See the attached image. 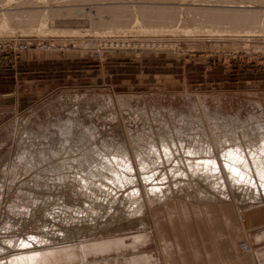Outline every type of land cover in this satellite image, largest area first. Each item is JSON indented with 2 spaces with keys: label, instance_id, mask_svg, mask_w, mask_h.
<instances>
[{
  "label": "rangeland",
  "instance_id": "obj_1",
  "mask_svg": "<svg viewBox=\"0 0 264 264\" xmlns=\"http://www.w3.org/2000/svg\"><path fill=\"white\" fill-rule=\"evenodd\" d=\"M165 138L223 178L156 159ZM263 143L264 0H0V264H264V186L223 158Z\"/></svg>",
  "mask_w": 264,
  "mask_h": 264
},
{
  "label": "bare ground",
  "instance_id": "obj_2",
  "mask_svg": "<svg viewBox=\"0 0 264 264\" xmlns=\"http://www.w3.org/2000/svg\"><path fill=\"white\" fill-rule=\"evenodd\" d=\"M240 3V2H239ZM243 3V2H242ZM244 7V4H242V5H240L239 4V6L238 7ZM240 9V8H239ZM218 10V9H217ZM227 10V9H226ZM238 10V9H237ZM243 10V9H242ZM244 11V10H243ZM192 12V11H191ZM204 12V11H203ZM230 12V11H229ZM247 12V11H246ZM262 12V11H261ZM205 13V12H204ZM208 13V12H207ZM219 13V12H218ZM225 13V12H224ZM160 14V13H159ZM211 16V15H210ZM209 16V17H210ZM259 16H260V14H259V12H252V13H245V12H243V13H241V10H240V12L239 11H234V12H232V13H227L226 15H217V16H211L210 18L212 19V20H214V22L216 21V22H218L219 24L220 23H232V24H247V23H251V21H257V19L258 20H260L259 19ZM193 17V16H192ZM123 18V17H122ZM134 18V17H133ZM166 18V17H165ZM205 18H207V17H205ZM140 19V18H139ZM162 19V18H161ZM211 19H210V22L212 23V21H211ZM168 20V19H167ZM197 20V19H196ZM209 21V20H208ZM223 21V22H222ZM136 22V21H135ZM165 22V21H164ZM185 22V21H184ZM214 22H213V24H214ZM128 23V22H127ZM138 23V22H137ZM188 23V22H187ZM194 23V22H193ZM192 23V24H193ZM199 23V22H198ZM200 24V23H199ZM202 24V23H201ZM253 24V23H252ZM215 25V24H214ZM213 25V26H214ZM217 25V24H216ZM211 26V28L213 27L212 25H210ZM225 26V25H224ZM227 27L229 26L230 27V25H226ZM208 27V26H207ZM216 27V26H215ZM218 27V26H217ZM216 27V28H217ZM221 27V26H220ZM228 27V28H229ZM232 28H235L236 26H231ZM238 27V26H237ZM219 28V27H218ZM221 28H223V26L221 27ZM225 29H226V27H224ZM223 28V29H224ZM232 28H229V31H230V29H232ZM243 28V27H242ZM155 27H154V29L152 28V29H147V31L148 30H153L154 32H156L155 31ZM214 29V28H213ZM222 29V30H223ZM140 30H142V29H140ZM157 30V29H156ZM164 30V33L165 32H167L168 30H166V29H163ZM188 30V29H187ZM209 30L211 31L212 29H210L209 28ZM222 30H221V32H222ZM160 31V30H159ZM159 31H157V32H159ZM161 31H162V29H161ZM71 32V34H74L75 33V31H70ZM69 32V33H70ZM79 33L80 31L78 30V31H76V33ZM145 32V31H144ZM184 32V31H183ZM189 32V31H188ZM212 32H214V31H212ZM226 32H228V31H226ZM231 32H234V33H241L240 32V30H238V31H231ZM244 32V31H243ZM245 32H247V31H245ZM248 32H250V31H248ZM247 32V33H248ZM253 32V31H252ZM257 32V31H256ZM91 33V32H90ZM153 33V32H152ZM161 33V32H160ZM185 33V32H184ZM65 34V33H64ZM85 34V33H84ZM172 34V33H171ZM79 35V34H78ZM82 35V34H81ZM167 137H171V139L173 138V136H167ZM174 141H176V140H174L173 139V141L171 142V144H169V141H168V139L167 138H165L164 139V141L162 142L163 143V151H159V150H155V152L157 153L156 154V159H158V160H161L162 159V156L164 155V156H166L167 157V159H170L171 160V162H172V166L171 167H174L173 166V163H175V162H178L179 164L180 163H187L188 165H190L189 167H191V169H192V171L193 172H198V171H206V172H211L212 170H216L217 172H218V174L221 172V169L219 168V165H218V167L216 168V167H212L214 164L216 165V164H218V162L213 158V157H211L210 155H209V153H205L204 155H202L198 150H195L193 147H187V146H183V144L181 143V142H174ZM227 144V143H226ZM235 145V144H234ZM237 145L238 144H236L235 146V148L233 149V146L232 147H230V146H228L227 147V156L226 155H224L223 156V158L225 159L224 160V164H225V168H227V170L226 171H228L229 172V176H230V178L233 180V181H245L246 182V179L247 180H251V181H254V184L255 185H257V184H259V186H260V184L261 185H263L264 186V143H263V145H262V147L260 148V152H252L251 151V153H247V152H245V151H243V150H241V149H239L238 147H237ZM110 148L112 149V145H110ZM99 150V149H98ZM250 151V150H249ZM101 152V154L103 155V157L106 159V161L108 162V164H109V166L110 165H113V166H116V167H118V168H122V172H117L116 170H115V174L117 175V178H119V180H126V181H130L131 179H132V177H131V175H130V173L128 172L130 169L131 170H133L134 168H133V165H132V159H131V156L129 155V153H126V152H124V153H122L121 155H119L118 153H112V154H105V152L104 151H100ZM163 154V155H162ZM216 155V154H215ZM20 156V155H19ZM112 158H111V157ZM219 156V155H218ZM220 158H222V156L220 157ZM170 160H169V162H170ZM142 161V162H141ZM162 163H163V161H162ZM129 164V165H128ZM168 164V163H167ZM188 165H187V168L189 169V167H188ZM214 165V166H215ZM137 166H142L143 167V169H144V171H145V169H146V171H148V169H149V167L150 166H152V164H151V162L149 161V160H146V159H138V162H137ZM170 166V165H169ZM184 166V165H183ZM182 166V164H181V167H183ZM217 166V165H216ZM171 167H170V169H171ZM179 167V166H178ZM180 167V168H181ZM153 168V170H155V168L154 167H152ZM175 168H176V166H175ZM224 168V169H225ZM153 170H152V172H153ZM183 170H184V168H183ZM182 170V171H183ZM192 171H191V173H192ZM214 172L215 174L217 173V172ZM184 172V171H183ZM138 173H140V172H138ZM175 173H177L176 171H175ZM223 173V172H222ZM152 174V173H151ZM178 174V173H177ZM183 174V173H182ZM97 175H99V173L96 171V170H92L91 171V173H90V175H88V176H86V179H85V181H84V186H86V185H88L89 184V181H88V178H90V179H92V178H95ZM125 175V176H124ZM219 176L221 177V175L219 174ZM221 178H223V176L221 177ZM228 178V177H227ZM150 179V178H149ZM219 179V178H218ZM222 180V179H221ZM231 181V180H230ZM239 181V182H240ZM248 182V181H247ZM215 183V182H214ZM252 183V182H251ZM133 184V183H132ZM224 184V183H223ZM244 184V183H243ZM159 185V184H158ZM158 185L157 184H155V185H151V184H149V187H150V190L152 189V188H159L158 187ZM215 185H218V186H220L219 185V183L218 182H216L215 183ZM2 186V185H1ZM222 186V185H221ZM220 186V187H221ZM133 188V187H132ZM131 188V190L133 191V189ZM136 190H137V187L135 186L134 187ZM0 189H1V187H0ZM15 189V188H14ZM20 190V189H19ZM19 190H16V191H19ZM211 190H213V191H215V190H217V189H213V188H211ZM11 191V190H10ZM14 191V190H13ZM219 191V190H218ZM15 192V191H14ZM20 192H22V191H20ZM13 193V192H12ZM16 193V192H15ZM18 193V192H17ZM9 194H10V192H9ZM137 194V192H135V195ZM218 194L219 195H221V193H219L218 192ZM222 194H223V192H222ZM11 195V194H10ZM23 195V194H22ZM12 196H13V194H12ZM15 196V195H14ZM17 196V195H16ZM5 197H7L6 198V200H5V204H4V206L7 204L10 208H12V209H15V208H19V207H21V208H23V210L24 209H26V208H24V206H19L18 204H17V202L19 201L18 199H20L19 197V195L17 196V202L15 201V199H13L11 196L10 197H8V196H5ZM25 198V197H24ZM3 199H4V197H3ZM26 199V198H25ZM23 200V199H22ZM3 201V200H2ZM24 201V200H23ZM4 202V201H3ZM0 204H2L1 203V199H0ZM3 205V204H2ZM1 205V206H2ZM6 205V206H7ZM20 205H22V204H20ZM26 207V206H25ZM3 209H4V207H2ZM1 208V210H3ZM8 209V208H7ZM21 210V209H20ZM19 210V211H20ZM6 211V210H5ZM8 211V210H7ZM6 211V212H7ZM12 211V210H11ZM15 211H16V209H15ZM25 211V210H24ZM9 212V211H8ZM7 212V213H8ZM26 212V211H25ZM2 213V212H1ZM24 213V212H23ZM4 214V213H3ZM22 214V213H21ZM10 216H12V214L10 215ZM11 218V217H10ZM34 226H36V224L34 225ZM32 236V235H31ZM30 241H27V240H24V241H22L21 242V244H19L18 246H19V250H21L22 252H26L24 255H23V258H21V257H17V256H14L13 254H11L9 257H8V260H10V263H16V262H21L22 263V261H24V260H28V259H30L31 260V258L34 256L32 253H29V251H27L28 250V248L30 247ZM36 255V254H35ZM37 258V257H36ZM43 259L44 258H42V261H43ZM26 260V261H27ZM40 260V259H39ZM25 261V262H26ZM36 261H37V259H36ZM41 260H40V262H42ZM24 262V263H25ZM31 262V261H30ZM39 262V261H38ZM39 262V263H40ZM45 262V261H44ZM44 262H42V264L44 263ZM47 262H49V261H47ZM29 263V262H28ZM32 263H34L33 261L31 262V264ZM36 263V262H35ZM34 263V264H35ZM30 264V263H29ZM45 264H47V263H45ZM49 264V263H48ZM189 264H191V263H189Z\"/></svg>",
  "mask_w": 264,
  "mask_h": 264
}]
</instances>
